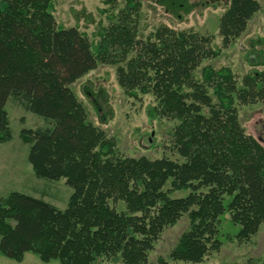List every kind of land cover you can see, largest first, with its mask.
I'll return each mask as SVG.
<instances>
[{"label": "trees", "instance_id": "1", "mask_svg": "<svg viewBox=\"0 0 264 264\" xmlns=\"http://www.w3.org/2000/svg\"><path fill=\"white\" fill-rule=\"evenodd\" d=\"M53 3L0 0V144L12 140L6 107L13 100L46 123L19 132L34 176L64 180L71 195L62 210L19 192L0 197V256L150 264L163 230L184 215L189 225L168 255L173 262L204 264L218 253L225 213L238 228L236 242L248 243L264 224V145L240 126L236 103L264 105V56L254 62L262 70L239 84L229 68L201 67L220 52L208 37L168 26L141 36V0L121 8L106 0L108 26L95 42L76 27H58ZM259 9V0H229L218 23L224 48ZM99 64L116 66L128 97L151 95L154 114L177 121L172 143L181 163L124 157L87 122L70 87ZM180 191L188 193L170 196Z\"/></svg>", "mask_w": 264, "mask_h": 264}, {"label": "rangeland", "instance_id": "2", "mask_svg": "<svg viewBox=\"0 0 264 264\" xmlns=\"http://www.w3.org/2000/svg\"><path fill=\"white\" fill-rule=\"evenodd\" d=\"M106 0H54L53 16L58 27H76L86 34L89 41H98L99 27H107L108 21L101 13L109 5ZM117 7L124 0H115ZM229 0H141L140 32L147 35L159 26L197 33L210 39V47L220 50L218 57L204 60L203 66L215 69L229 68L238 83L245 74L262 67L254 66L255 60L264 56V0H259V11L248 21L245 31L227 47L222 46L218 33L219 19L226 10ZM1 6V5H0ZM77 101L82 105L87 122L113 138L117 153L128 158L144 157L148 160L168 158L181 163L172 143V131L177 121L157 117L151 95L128 97L116 80V66L99 64L71 85ZM7 113L12 131V140L0 144V197L10 192H19L64 209L71 189L64 180L50 182L37 179L27 162L28 146L19 138L21 129L45 127L42 118L26 112L18 103L10 100ZM238 122L245 133L264 145V105L236 103ZM165 189H169V184ZM188 191L173 192V198L184 197ZM119 210L123 206L119 205ZM189 221L184 215L174 226L163 230L153 251L149 254L150 264L162 257L168 264L173 262L168 255L180 235L188 229ZM238 228L234 227L227 213L219 225L221 248L204 260V264H264V224L257 234L245 244L234 239ZM0 264H58L41 262L32 253L25 254L22 262L0 256ZM96 264H123L120 258H99Z\"/></svg>", "mask_w": 264, "mask_h": 264}]
</instances>
